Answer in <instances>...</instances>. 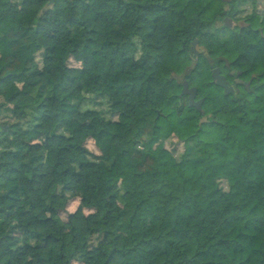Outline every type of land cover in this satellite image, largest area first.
<instances>
[{
	"label": "trees",
	"instance_id": "obj_1",
	"mask_svg": "<svg viewBox=\"0 0 264 264\" xmlns=\"http://www.w3.org/2000/svg\"><path fill=\"white\" fill-rule=\"evenodd\" d=\"M243 1L0 0V264H264V16L229 26Z\"/></svg>",
	"mask_w": 264,
	"mask_h": 264
},
{
	"label": "rangeland",
	"instance_id": "obj_2",
	"mask_svg": "<svg viewBox=\"0 0 264 264\" xmlns=\"http://www.w3.org/2000/svg\"><path fill=\"white\" fill-rule=\"evenodd\" d=\"M263 16H264V7L262 8L257 3L252 2L250 0H246L240 4L239 10L234 16L235 18L233 19V23L239 26L241 25L259 26ZM197 49L200 50L201 49L200 46H197ZM71 63H76V62L72 60ZM87 145L91 150L98 152V149L95 146L93 140H89ZM167 146H169L170 148L174 146L177 149V151H180L182 149V145L179 142H176L175 144L167 142ZM78 205H79V200L72 199L68 206V210H75L78 207ZM86 212H88L87 209ZM75 264H79V263H75Z\"/></svg>",
	"mask_w": 264,
	"mask_h": 264
},
{
	"label": "water",
	"instance_id": "obj_3",
	"mask_svg": "<svg viewBox=\"0 0 264 264\" xmlns=\"http://www.w3.org/2000/svg\"><path fill=\"white\" fill-rule=\"evenodd\" d=\"M225 1H229V0H225ZM228 25L230 26V24ZM198 42H199L198 40H195L192 44L191 54L194 58H196L200 54V51L197 49ZM221 71L222 69L220 66L213 68V71H212L213 82L223 87L225 90V93L228 94L229 92L232 91L233 86L231 85V82L227 79L226 75L221 73ZM177 78L179 81H181L180 75H177ZM236 81L241 82V79H237ZM245 83L249 84V82H245ZM183 94H187L189 96V103L191 106H195L197 109L202 110L204 98L197 99V88L195 86L190 87L187 80H183V88H182L181 95Z\"/></svg>",
	"mask_w": 264,
	"mask_h": 264
},
{
	"label": "flooded vegetation",
	"instance_id": "obj_4",
	"mask_svg": "<svg viewBox=\"0 0 264 264\" xmlns=\"http://www.w3.org/2000/svg\"><path fill=\"white\" fill-rule=\"evenodd\" d=\"M260 7H264V0H256L255 1ZM226 22L228 23V24H230V26L232 27V26H235V24L233 23V20L232 19H228V18H226ZM198 46V45H197ZM233 71H231V73H232ZM221 73H222V71H221ZM224 74V73H223ZM225 75V74H224ZM232 85V84H231Z\"/></svg>",
	"mask_w": 264,
	"mask_h": 264
}]
</instances>
